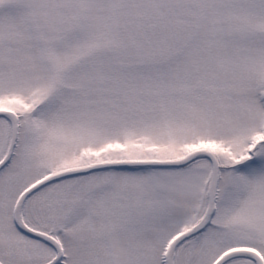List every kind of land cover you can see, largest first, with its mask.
Wrapping results in <instances>:
<instances>
[{
    "label": "snow or ice",
    "instance_id": "snow-or-ice-1",
    "mask_svg": "<svg viewBox=\"0 0 264 264\" xmlns=\"http://www.w3.org/2000/svg\"><path fill=\"white\" fill-rule=\"evenodd\" d=\"M0 264H264V0H0Z\"/></svg>",
    "mask_w": 264,
    "mask_h": 264
}]
</instances>
